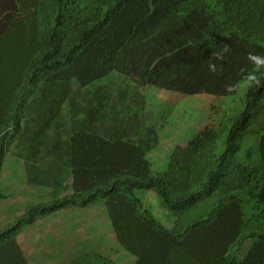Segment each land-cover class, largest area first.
I'll list each match as a JSON object with an SVG mask.
<instances>
[{"label":"trees","instance_id":"16d2710c","mask_svg":"<svg viewBox=\"0 0 264 264\" xmlns=\"http://www.w3.org/2000/svg\"><path fill=\"white\" fill-rule=\"evenodd\" d=\"M149 86L225 102L213 132L178 144L168 166ZM56 107L67 127L46 142L64 152L50 169L69 178L0 229V264H29L23 227L100 203L133 264H264V0H0V171L39 133L32 111ZM208 237L215 256L200 247ZM72 264L119 263L88 252Z\"/></svg>","mask_w":264,"mask_h":264},{"label":"rangeland","instance_id":"374dc122","mask_svg":"<svg viewBox=\"0 0 264 264\" xmlns=\"http://www.w3.org/2000/svg\"><path fill=\"white\" fill-rule=\"evenodd\" d=\"M115 79L118 80L119 77L115 76ZM145 93L147 106L151 109V120L159 128L160 144L154 154L158 152L157 155H161L162 159L166 160L167 166L170 158L165 159V156L168 152L170 154L178 144L187 145L192 138L205 133L206 129L208 131L211 129L210 133L213 132L212 128L217 125L225 105L223 97L205 93L185 95L152 86L147 87ZM51 97L52 102L55 103V97L53 95ZM60 110L55 114L53 109L48 111L47 108H44L41 114L39 111H32L31 124H34V130L37 131L39 127L42 129H39V133H26L9 150L0 171V191L5 195L0 201V217H2L0 226L14 221L25 211L28 204L50 200L53 197L55 180L60 182L68 180V171L62 165L54 172L50 169L52 161L64 154L62 145L57 148L55 146L58 145L49 147L46 145L49 140L59 144L63 142L67 122L63 117L65 111ZM148 192L150 191L139 190L138 195H147ZM150 199H155V196L150 195ZM148 206L164 223L168 224L173 220V215L167 209H163L160 204L159 208L151 203ZM104 207L105 204L101 203L87 208L64 209L26 226L21 234H73L75 230H79L85 238H90L95 235L93 230L95 218L97 217L98 223H101L102 213L107 212ZM158 210L165 213L164 217ZM97 231V239L102 241L110 239L108 233L111 231L106 223L100 230L98 224ZM100 231H103L101 235ZM220 245L217 239L208 237L200 244V247L203 251L215 256ZM67 259L69 258L66 257Z\"/></svg>","mask_w":264,"mask_h":264},{"label":"crops","instance_id":"0c3cea01","mask_svg":"<svg viewBox=\"0 0 264 264\" xmlns=\"http://www.w3.org/2000/svg\"><path fill=\"white\" fill-rule=\"evenodd\" d=\"M149 191L150 192L147 193L146 200L151 204H155L156 208H159L156 193L153 190ZM150 195H154L155 199L151 200ZM104 210H106L105 207ZM95 217L96 216H94V218ZM102 218L103 219H101V223H98L97 217L95 218V227L93 228L95 235L90 238H85V236L81 234L79 230H75V233L73 234H21V231L26 228L25 226L18 233V240L23 247L25 256L27 257L29 264H72L75 259L88 252H99L105 255H109L113 257L119 264H133L134 257L128 251L123 249L117 242L114 236L113 229L109 223L107 212H105V214L102 213ZM1 220L2 217H0V223ZM11 222L12 221H9L8 223ZM104 223H106L107 228L109 227L111 231L109 233L107 232L108 236L110 237V239L107 241H102L101 239H97L96 237V232H98V224L100 230L102 229V225ZM5 225L0 226V229ZM102 232L103 231H100L99 234L101 235ZM66 257H68L69 259L66 260Z\"/></svg>","mask_w":264,"mask_h":264},{"label":"clouds","instance_id":"9594fccd","mask_svg":"<svg viewBox=\"0 0 264 264\" xmlns=\"http://www.w3.org/2000/svg\"><path fill=\"white\" fill-rule=\"evenodd\" d=\"M214 56H219V53H213ZM210 68L212 71H215V66L210 64Z\"/></svg>","mask_w":264,"mask_h":264}]
</instances>
